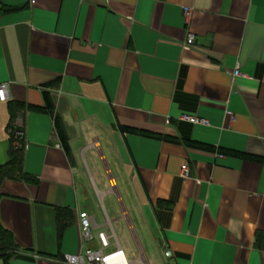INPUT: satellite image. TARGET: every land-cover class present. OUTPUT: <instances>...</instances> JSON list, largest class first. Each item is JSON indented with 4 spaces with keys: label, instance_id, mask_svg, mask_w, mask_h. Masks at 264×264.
Returning a JSON list of instances; mask_svg holds the SVG:
<instances>
[{
    "label": "crops",
    "instance_id": "crops-1",
    "mask_svg": "<svg viewBox=\"0 0 264 264\" xmlns=\"http://www.w3.org/2000/svg\"><path fill=\"white\" fill-rule=\"evenodd\" d=\"M3 83L0 167L20 127L35 180L0 183L15 246L0 264H65L97 247L81 237L80 212L120 244L92 213L89 180L105 212L103 196L116 194L144 264L138 235L160 264H264V0H0ZM44 90L72 161L53 116L28 109L43 107Z\"/></svg>",
    "mask_w": 264,
    "mask_h": 264
},
{
    "label": "built area",
    "instance_id": "built-area-1",
    "mask_svg": "<svg viewBox=\"0 0 264 264\" xmlns=\"http://www.w3.org/2000/svg\"><path fill=\"white\" fill-rule=\"evenodd\" d=\"M183 16L185 21H188L191 16V7H183ZM187 45L194 44V36L190 33L186 38ZM233 76L242 75L238 67L232 72ZM7 84H0V100H7ZM182 120L188 121L190 123H206L204 119L194 117L191 115L183 114L181 116ZM13 135L18 141L23 138V131L20 127H15ZM18 145V142H17ZM188 175L187 166H182V176L186 177ZM79 227L81 232V237L85 242L93 241L95 238L98 240V246H86L84 249L76 254H64L62 257V262L65 264H122L124 259H120L115 263L110 262V259L115 258L116 255L124 251L119 243L114 250L106 252V249L111 245V240L107 233L102 230H95V222L92 216L88 215L86 212H80L79 215ZM96 234V235H95ZM125 255V254H124ZM165 257H171L170 251L164 252ZM126 257V256H125ZM127 258V257H126ZM127 262L132 264L131 261L127 259Z\"/></svg>",
    "mask_w": 264,
    "mask_h": 264
},
{
    "label": "rangeland",
    "instance_id": "rangeland-1",
    "mask_svg": "<svg viewBox=\"0 0 264 264\" xmlns=\"http://www.w3.org/2000/svg\"><path fill=\"white\" fill-rule=\"evenodd\" d=\"M95 155H96L97 163L101 167L102 173L104 174L105 180L107 181L108 175L105 172L104 163L99 158V153L95 151ZM85 170L86 171L88 170L86 166H85ZM95 181L99 189L109 188L108 185H106V187H103V185L100 182H98L96 178H95ZM89 182H90V186L92 188L93 195H94V203L97 206V209L92 210V213L95 216L97 223L98 224L105 223L107 222V219L109 218L112 221V225L115 230L117 239L120 242V245L122 246V248L124 249L128 260L134 261V260L139 259L140 252L138 250L134 237L131 234V231H130V228L128 226L126 219L122 217V210L120 208L116 194L110 192L103 196V204L106 209V212H105L103 210L99 197L95 194V189L91 183V180H89ZM130 216L133 220L134 216L132 214H130ZM117 217H120V219L116 220ZM106 227L110 229L107 224H106ZM135 228L137 231V227ZM138 237H139V242L144 250V253L147 257L149 264H160L161 261L159 259L160 257L158 255L157 248L155 247L150 235H138ZM116 246H117L116 240L113 238L112 245L110 246V248L106 250V252L115 249ZM133 264H144V263L141 260H137Z\"/></svg>",
    "mask_w": 264,
    "mask_h": 264
},
{
    "label": "trees",
    "instance_id": "trees-1",
    "mask_svg": "<svg viewBox=\"0 0 264 264\" xmlns=\"http://www.w3.org/2000/svg\"><path fill=\"white\" fill-rule=\"evenodd\" d=\"M49 84L50 83H47L46 86ZM42 96H43V101H44L42 108H36L34 106H29L28 109L32 111H38V112H41V111L48 112L53 116L55 134L58 137L59 143L61 147L63 148L68 160L72 161L71 148L67 140V137L65 135L60 118L54 112V106L50 98V95L47 91L44 90L42 92ZM18 107L21 108L23 107V105L20 103H16L15 108H18ZM15 129H16L15 127L11 128V136L9 138L10 147L8 151V162L5 165L0 167V183L4 179H13V180H19V181H32V180L34 181L35 180L34 177L29 175L24 170V165H23L24 140L23 138L18 141L15 139L13 135V131ZM119 129L122 132H133L132 129L122 126V125L119 126ZM17 142H18V145H17ZM233 155H237L240 157H247L241 153H234ZM61 215L62 214L60 212L59 213V227L63 225V223L61 222L62 219L60 218ZM7 238L10 240L4 241V239H7ZM11 246L15 247L13 241L11 240V235L0 224V257L1 258H4L5 260L7 259V251L9 250Z\"/></svg>",
    "mask_w": 264,
    "mask_h": 264
},
{
    "label": "bare ground",
    "instance_id": "bare-ground-1",
    "mask_svg": "<svg viewBox=\"0 0 264 264\" xmlns=\"http://www.w3.org/2000/svg\"><path fill=\"white\" fill-rule=\"evenodd\" d=\"M120 259H124L122 264H130L129 262H127V258L125 257L123 253L116 255L115 258L110 259V262L115 263Z\"/></svg>",
    "mask_w": 264,
    "mask_h": 264
}]
</instances>
